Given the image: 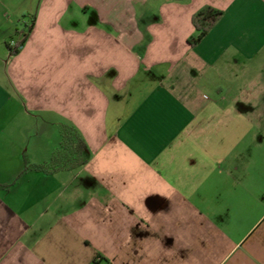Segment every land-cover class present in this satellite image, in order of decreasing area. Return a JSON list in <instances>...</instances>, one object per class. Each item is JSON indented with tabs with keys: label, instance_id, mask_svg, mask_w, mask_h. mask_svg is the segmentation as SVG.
<instances>
[{
	"label": "crops",
	"instance_id": "crops-1",
	"mask_svg": "<svg viewBox=\"0 0 264 264\" xmlns=\"http://www.w3.org/2000/svg\"><path fill=\"white\" fill-rule=\"evenodd\" d=\"M26 2L0 0V264H264V80L214 79L264 75V0ZM66 123L88 163L26 170Z\"/></svg>",
	"mask_w": 264,
	"mask_h": 264
},
{
	"label": "trees",
	"instance_id": "trees-1",
	"mask_svg": "<svg viewBox=\"0 0 264 264\" xmlns=\"http://www.w3.org/2000/svg\"><path fill=\"white\" fill-rule=\"evenodd\" d=\"M224 13L214 7L206 6L198 11L192 19L195 35L189 39L191 46H197L220 22ZM35 24V19L26 23L22 39L14 47H9L11 56H16L26 44L30 33ZM61 141L55 149L49 161L31 164L26 160V170H36L48 175H54L60 172H69L80 168L88 163V144L81 131L72 124H61L60 128Z\"/></svg>",
	"mask_w": 264,
	"mask_h": 264
},
{
	"label": "rangeland",
	"instance_id": "rangeland-1",
	"mask_svg": "<svg viewBox=\"0 0 264 264\" xmlns=\"http://www.w3.org/2000/svg\"><path fill=\"white\" fill-rule=\"evenodd\" d=\"M21 4H27L26 0H21ZM21 19L25 20L26 18L22 16ZM26 22H27V20H26ZM23 27H24L23 29H25V26H23ZM253 75L248 73L247 70L244 71V69L238 70L235 74H231L227 70H224L220 76H217V77L215 76L216 78L214 77V79L217 80L218 85L223 89V93H221V95L223 94L226 97L227 96L228 97H231V96L234 97L235 91L229 89L231 86H234L235 84H239V83H242V84L249 83V80H252L254 77L258 78V80L260 82H262V80H264V75H257V76L256 75L253 76ZM263 87H264V85H263ZM219 93L218 92H211L210 95H211V97L215 98L218 96ZM258 94H259V98L261 99V96H262V99L264 100V90L258 92ZM261 103L262 102H260V104ZM259 107L261 109L262 106H259ZM258 131H264V123H262V122L259 124L257 123L256 126H254L253 132H258Z\"/></svg>",
	"mask_w": 264,
	"mask_h": 264
}]
</instances>
